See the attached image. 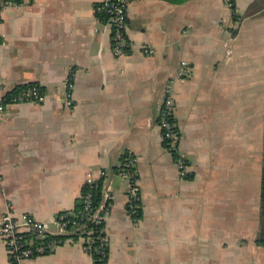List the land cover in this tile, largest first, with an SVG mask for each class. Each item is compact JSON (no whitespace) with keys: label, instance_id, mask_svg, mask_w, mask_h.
<instances>
[{"label":"crops","instance_id":"obj_1","mask_svg":"<svg viewBox=\"0 0 264 264\" xmlns=\"http://www.w3.org/2000/svg\"><path fill=\"white\" fill-rule=\"evenodd\" d=\"M100 1L0 0V83L44 93L0 115V219L10 200L58 239L22 264H94L82 236H56L50 221L73 209L87 173L100 179V203L112 195L107 264H264V0H230L234 14L227 0H130L120 57ZM167 86L186 176L161 139ZM127 156L135 217L115 169ZM0 264H13L1 238Z\"/></svg>","mask_w":264,"mask_h":264},{"label":"built area","instance_id":"obj_2","mask_svg":"<svg viewBox=\"0 0 264 264\" xmlns=\"http://www.w3.org/2000/svg\"><path fill=\"white\" fill-rule=\"evenodd\" d=\"M24 1V0H22ZM130 0H102L95 6V14L110 26L112 51L115 57L126 55L129 52V40L127 39V6ZM227 4L234 14L232 3L227 0ZM237 28L236 24H233ZM143 51L152 53L153 49L143 47ZM186 62H181L178 76L183 74ZM10 92V91H9ZM0 83V115L5 112L6 105L12 102H26L41 100L44 93L38 85H31L28 88L20 90L18 93H9ZM9 93V95H8ZM10 97L8 101L7 96ZM159 126L161 128V139L166 148L176 155V164L181 175L187 174V163L180 153L178 143L179 133L173 121V101L170 87H166L158 104ZM136 158L127 156L120 159L116 165L117 173L122 176L126 183L127 209L128 213L135 217L139 210V187L138 173L135 169ZM104 176V172H100ZM2 176L0 175V181ZM98 179L92 173H87L80 197L84 200V210L86 215L79 221L71 220L72 210L59 213L50 221L57 227L56 236L80 235L84 238L83 248L87 251L94 264H107L108 238L105 226V213L108 211V203L112 195L107 194L102 203L97 206H91V188L98 184ZM106 201V203H105ZM87 221L100 224L99 233L92 236L93 230L87 228ZM49 222V221H48ZM48 222L39 220L26 212L18 213L12 201L5 203V211L0 219V238L5 243L8 256L13 264H22L24 259L38 256L40 254L51 252L58 244V239L52 237L47 232ZM95 237L99 243L93 245ZM95 254V256H94Z\"/></svg>","mask_w":264,"mask_h":264},{"label":"trees","instance_id":"obj_3","mask_svg":"<svg viewBox=\"0 0 264 264\" xmlns=\"http://www.w3.org/2000/svg\"><path fill=\"white\" fill-rule=\"evenodd\" d=\"M7 3H20L22 0H4ZM100 18L103 19V15L99 14ZM32 84L18 86L14 88L9 93H18L20 90L30 87ZM39 89L42 91V89L39 87ZM8 93V95H9ZM7 96V95H6ZM8 101L10 100V97L7 96L6 98ZM164 143V142H163ZM165 145V143H164ZM126 157H123L125 159ZM81 191H85V188L82 187ZM91 206H97L100 203L101 200V184L100 179L98 180V184L91 188ZM84 200L82 197H79L72 209V215L70 219L79 221L80 219L84 218L86 215V211L84 210ZM87 228L93 230L92 236H96L99 233L100 224H96L91 221H87ZM257 241H259L261 244H264V131H263V152H262V172H261V188H260V204H259V231H258V237ZM99 243L98 239L95 237V242L93 245H97ZM95 256V254H94Z\"/></svg>","mask_w":264,"mask_h":264}]
</instances>
